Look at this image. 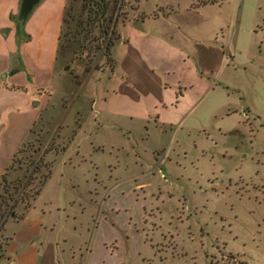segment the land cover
<instances>
[{
  "label": "crops",
  "instance_id": "0c3cea01",
  "mask_svg": "<svg viewBox=\"0 0 264 264\" xmlns=\"http://www.w3.org/2000/svg\"><path fill=\"white\" fill-rule=\"evenodd\" d=\"M224 1L134 0L131 14L115 25L113 63L98 80L90 125L82 121L65 147L53 153L50 170L58 160L67 175L61 172L48 192L49 170L31 203L5 219L0 264H70L80 243H85L81 264H139L141 256L152 255L143 224L157 198L137 188L144 184L149 191L156 175L125 173V167L150 163L134 152L122 153L125 145L98 134L118 130L128 138L137 131L144 151L178 149L185 157L179 133L207 135L205 113L237 112L228 91L220 111L196 109L215 87L228 89L236 69L229 21L238 13L226 11ZM65 3L38 0L19 18L20 0H0V176L49 102ZM215 128L229 130L219 123ZM152 132L169 139L147 145ZM198 147L204 155V147ZM102 153L106 157L100 158ZM195 160L189 158V164ZM64 168L79 169L80 178ZM158 172V179H167Z\"/></svg>",
  "mask_w": 264,
  "mask_h": 264
},
{
  "label": "rangeland",
  "instance_id": "374dc122",
  "mask_svg": "<svg viewBox=\"0 0 264 264\" xmlns=\"http://www.w3.org/2000/svg\"><path fill=\"white\" fill-rule=\"evenodd\" d=\"M81 2L66 0L49 102L0 178V227L6 214L18 215L31 203L32 194L49 173L53 153L65 147L75 128L82 121L84 126L90 125L89 107L98 80L113 63L112 44L105 49L106 40H116V23L127 18L134 6V0H121L114 6L110 3L106 13L110 20L103 21L109 27L100 32L97 21L94 25L84 23L86 12L81 10ZM223 8L238 13L236 21H229V50L235 55L236 69L227 79L228 89L215 87L196 109L220 111L221 99L228 91L230 105L237 112L222 117L205 113L207 135L179 133L185 157L178 149L144 151L137 131L128 138V133L118 130L98 134L105 142L125 145L122 153L134 152L150 163L130 165L125 173L133 169L132 174L146 171L156 175L149 182V191L144 184L137 188L143 195L157 198L146 210L143 224L152 255L141 256L139 264H264V0H226ZM111 26L113 32L109 31ZM216 123L229 130L217 131ZM68 129L72 132L67 133ZM168 139L167 134L152 132L147 145ZM199 145L205 149L202 156ZM166 158L173 162L169 165ZM189 158L196 163L189 164ZM62 166L58 160L53 164L48 192L63 172ZM159 168L166 180L158 179ZM104 169L100 164L99 170ZM64 170L80 178L79 169ZM78 182L83 188L84 182ZM3 243L0 234V257L4 256ZM84 249L85 243L74 249L76 258L70 264H81Z\"/></svg>",
  "mask_w": 264,
  "mask_h": 264
},
{
  "label": "trees",
  "instance_id": "16d2710c",
  "mask_svg": "<svg viewBox=\"0 0 264 264\" xmlns=\"http://www.w3.org/2000/svg\"><path fill=\"white\" fill-rule=\"evenodd\" d=\"M81 10L86 12V18L84 20V23L87 25H94L95 21H97V26L99 31H107V28L109 27L108 23L106 25H103V21L104 19L106 20H110L109 16L106 15L107 10L109 9L110 3H112V6L116 5V3L118 2V4L120 3L121 0H81ZM213 1V0H210ZM64 14L62 17V21H64ZM81 21H78L77 24H80ZM110 32H113L112 26L109 29ZM61 33V30H60ZM117 37V35H116ZM60 38V36H59ZM113 43V40H110V38L108 37V39L106 40L105 43V49L108 50L109 46ZM106 50V53H107ZM5 171V170H4ZM4 171L2 172L0 178H3L4 176ZM48 172V171H47ZM44 174L43 179L40 181L39 187L34 191V193L32 194V197L34 194H36L41 186V184L43 183V180L45 179V177L47 176L48 173ZM13 202L15 203V200H13ZM15 216L14 213H8L6 214L1 221V225L2 223L5 221V219L7 218V216Z\"/></svg>",
  "mask_w": 264,
  "mask_h": 264
},
{
  "label": "water",
  "instance_id": "95a60500",
  "mask_svg": "<svg viewBox=\"0 0 264 264\" xmlns=\"http://www.w3.org/2000/svg\"><path fill=\"white\" fill-rule=\"evenodd\" d=\"M38 0H20L19 8L17 16L19 18L25 17V15L28 13L30 8L37 2Z\"/></svg>",
  "mask_w": 264,
  "mask_h": 264
}]
</instances>
